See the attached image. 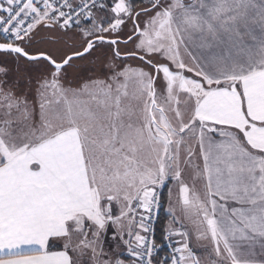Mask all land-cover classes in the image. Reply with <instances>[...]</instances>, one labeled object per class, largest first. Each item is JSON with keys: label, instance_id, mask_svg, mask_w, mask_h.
<instances>
[{"label": "snow or ice", "instance_id": "snow-or-ice-1", "mask_svg": "<svg viewBox=\"0 0 264 264\" xmlns=\"http://www.w3.org/2000/svg\"><path fill=\"white\" fill-rule=\"evenodd\" d=\"M168 184L164 264H264V0H0V264H153Z\"/></svg>", "mask_w": 264, "mask_h": 264}, {"label": "built area", "instance_id": "built-area-1", "mask_svg": "<svg viewBox=\"0 0 264 264\" xmlns=\"http://www.w3.org/2000/svg\"><path fill=\"white\" fill-rule=\"evenodd\" d=\"M160 208L153 213L152 226L154 229L153 238L157 248L153 252V264H164V258L170 256L172 247L174 246V239L171 237L165 238V232L162 234V241H158L157 235L159 233V223L161 221L162 213L165 209L163 199V189H160Z\"/></svg>", "mask_w": 264, "mask_h": 264}, {"label": "rangeland", "instance_id": "rangeland-1", "mask_svg": "<svg viewBox=\"0 0 264 264\" xmlns=\"http://www.w3.org/2000/svg\"><path fill=\"white\" fill-rule=\"evenodd\" d=\"M48 44H53L51 41H46L45 42V47H48L46 45ZM41 46V45H39ZM121 48H123V45H121ZM62 50H63V44H62ZM60 55H62V51L60 52V54L58 55L57 54V57H59ZM10 59V58H8ZM76 65H84L87 63V61H81V60H77L74 62ZM36 74H39V71L37 70L36 71ZM79 78L78 74H77V71L75 68H71L69 69V72H68V80L70 81H74V80H77ZM112 229L110 228L109 229V232L107 233L106 237L104 238L105 240V252L109 253V254H115L116 252L114 251V248H116L115 246V242L112 241L111 239V235H112ZM120 249V247H119ZM198 255H203L204 253L201 252V251H198L197 253ZM125 262V261H124ZM125 264H133V262L131 260H129L128 262L126 261Z\"/></svg>", "mask_w": 264, "mask_h": 264}, {"label": "crops", "instance_id": "crops-1", "mask_svg": "<svg viewBox=\"0 0 264 264\" xmlns=\"http://www.w3.org/2000/svg\"><path fill=\"white\" fill-rule=\"evenodd\" d=\"M170 187H173V185L168 184V185H166L165 188H163V190H166V204H165V209H164V211H165L164 214L166 216V218H165V229H167V228H169L171 226L172 217L169 214L168 209H169L170 206H174V203L172 205H170L169 199H168V188H170ZM111 237H112V235H111ZM119 247H120V249H119ZM119 247L114 248V251L116 253L115 254H111V255H113L115 258L123 259L125 262L126 261L128 262L129 260L132 261V258L128 255V253H127L126 249L124 248V246L120 245ZM52 250H60L59 245H56L55 248H53Z\"/></svg>", "mask_w": 264, "mask_h": 264}, {"label": "flooded vegetation", "instance_id": "flooded-vegetation-1", "mask_svg": "<svg viewBox=\"0 0 264 264\" xmlns=\"http://www.w3.org/2000/svg\"><path fill=\"white\" fill-rule=\"evenodd\" d=\"M49 35H50L49 33L41 32L40 36L37 38L38 42L33 44L32 47H33V49L41 48V49L47 50V51L55 54V56H57V54L59 55L60 52L62 51V44L53 43V44H48V45H46L48 47H45L44 46L45 42L50 41V40H48ZM39 45H41V46H39Z\"/></svg>", "mask_w": 264, "mask_h": 264}, {"label": "trees", "instance_id": "trees-1", "mask_svg": "<svg viewBox=\"0 0 264 264\" xmlns=\"http://www.w3.org/2000/svg\"><path fill=\"white\" fill-rule=\"evenodd\" d=\"M8 58H10V57H8ZM163 199H164V203L166 204V190H163ZM164 213H165V211H163L162 216H161V221L159 223V233L157 235L158 241H162L161 236L165 232V218H166V216ZM53 248H55V246H53Z\"/></svg>", "mask_w": 264, "mask_h": 264}]
</instances>
